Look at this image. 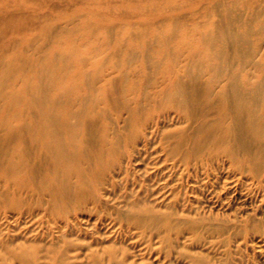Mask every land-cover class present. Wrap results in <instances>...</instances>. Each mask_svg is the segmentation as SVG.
I'll return each instance as SVG.
<instances>
[{"label": "rangeland", "instance_id": "1", "mask_svg": "<svg viewBox=\"0 0 264 264\" xmlns=\"http://www.w3.org/2000/svg\"><path fill=\"white\" fill-rule=\"evenodd\" d=\"M147 3L161 6L157 30L170 25L175 30L211 28L215 33L227 28L243 33L244 20L254 31L264 19V0H174L167 5L165 0H0V69L12 60L19 77L34 73L46 52L62 45L67 31L85 36L84 21L90 14L101 25L112 22L107 29L96 27L88 41L60 48L79 50L86 59L81 93L70 98L75 111L95 110L78 134L89 156L85 181L78 191L74 178L60 180L68 198L56 207L50 193L38 187L45 177L40 171L34 185L19 190L0 176V264H264V158L255 159L262 164L236 168L221 149L209 146L198 156L185 157L193 141L184 136L195 135V123L173 110L169 92L162 91L171 90L174 77L160 71L168 60L181 79L199 71V89L211 74L199 70L207 62H197L203 56L191 57L186 50L161 59L153 54L158 46L151 44L148 54L134 50L128 57L127 46L142 38L145 25L140 22L149 14L132 12L129 6ZM120 29L133 37L115 52L107 46L87 51L90 42L106 35L113 47ZM261 40L254 60H263ZM226 51L233 61L231 76L247 79L246 90L251 91L250 85L264 77V67L256 71L239 65L236 50L227 46ZM16 53L25 59L15 58ZM94 63L100 68L97 75ZM139 66L142 70L134 71ZM77 67L68 64L61 74L78 75ZM22 82L14 79L8 89ZM46 82L43 78L41 84ZM213 84L217 92L223 82ZM20 115L30 118L32 111ZM101 133L109 150L99 161ZM25 151L31 164L38 161L35 146Z\"/></svg>", "mask_w": 264, "mask_h": 264}, {"label": "bare ground", "instance_id": "2", "mask_svg": "<svg viewBox=\"0 0 264 264\" xmlns=\"http://www.w3.org/2000/svg\"><path fill=\"white\" fill-rule=\"evenodd\" d=\"M165 1L167 5L174 0ZM156 7L157 5L152 3L129 6L132 12L141 14L147 11L149 14L147 21L140 22V25H145L141 27L142 38L126 48L128 57L134 54V50L148 54L147 48L151 44L158 46L153 54L161 59L171 55L177 56L180 50H186L191 57L203 56L199 57L197 62H207L201 64L199 70H209L211 74L203 88L199 89V76H196L199 71L186 80L181 79L179 75H175L176 69L171 60L165 61L163 70L160 71L164 77H174L170 78L169 82L171 90L162 91L166 95L169 92L173 110L184 121L195 123V135L184 136V140L193 141L189 143L190 150L184 153L185 157L198 156L201 148L209 146L211 149H221L231 161V165L236 168H244L249 163L252 166L262 164V161L255 159L258 156L264 158V77L250 85L251 91H247L246 85L250 84L247 79L237 81L231 76L230 67L233 61L227 54L226 47L231 46L236 50L239 65H250L254 70L260 71L264 67V54L263 60H254L253 56L258 50V43L261 45V39L264 37V19L255 26L254 31L246 28L247 20H244L243 33L232 32L227 28H221L215 33L210 32L211 28H206L207 31L197 27H181L175 30V26L170 25L157 30L155 26L160 23L161 6L158 5L159 9ZM172 18L169 17L168 20L171 22ZM107 21L108 25H101L100 21L95 22L94 15L90 14L84 21L85 36L75 35L74 29L69 30L63 37L65 39L62 40V45L65 43L74 46L81 40L88 41L87 37L92 35L96 27L107 29L110 26L111 20ZM252 34H255L253 43L250 41ZM114 36L113 47H110L106 35L99 40L95 39V43L90 42L87 51H97L101 50L98 46H107L106 48L115 52L125 43L126 38L133 37L131 31L124 29L117 30ZM62 45H55L51 51L46 52V57L37 63L34 73L19 77L21 73L12 60L6 61L0 69V99L3 100V106L0 108V127H4V133L0 135V176L6 183L13 184L19 190L25 185H34V176L40 171L45 177L38 187L41 191L50 193L56 207L68 198L60 180L74 178L78 191L81 189V183L85 181L89 156L84 152L87 147L85 145L83 148L85 143L78 138V134L81 133L82 127L95 117L93 107L77 111L71 108L70 98L80 95V82L87 76L84 69L86 59L81 57L79 50H60ZM87 51L83 54H87ZM14 57L25 59L17 53ZM74 58L78 60L72 62ZM68 64L78 66V75L61 74ZM93 65L94 74H99V65ZM141 70L139 66L134 71ZM17 78L23 81L20 86L8 89ZM43 78L47 79L45 85L41 84ZM67 79L74 80V83L68 85ZM215 81L223 82L217 92L211 87ZM201 98L203 100L200 101ZM84 102L82 105L86 106L87 101ZM201 103L205 105L202 106ZM25 111H32V116L20 118V114ZM211 114L214 116L210 117ZM72 117L77 119L75 124L70 122ZM28 145L35 146L38 152V161L33 164L29 162L25 151ZM98 145L96 157L100 161L102 152L109 150V142L104 133L100 134ZM95 154L93 153L92 157L95 158ZM48 169L52 170L50 174Z\"/></svg>", "mask_w": 264, "mask_h": 264}]
</instances>
